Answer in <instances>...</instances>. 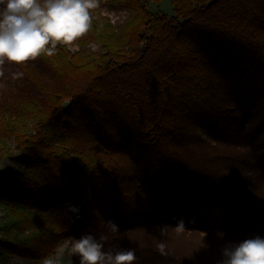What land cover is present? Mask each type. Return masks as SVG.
Masks as SVG:
<instances>
[{"label":"trees","instance_id":"obj_1","mask_svg":"<svg viewBox=\"0 0 264 264\" xmlns=\"http://www.w3.org/2000/svg\"><path fill=\"white\" fill-rule=\"evenodd\" d=\"M147 1L100 0L77 51L57 44L5 63L0 264H41L84 234L134 249L136 264H184L147 241L181 220L184 233L211 235L214 221L234 224L233 203L242 212L232 191L243 165L232 169L216 143L249 151L264 183V0H171L173 15ZM112 8L128 13L119 27L101 14ZM225 228L213 236L236 240ZM246 228L238 241L264 238L262 223Z\"/></svg>","mask_w":264,"mask_h":264},{"label":"clouds","instance_id":"obj_2","mask_svg":"<svg viewBox=\"0 0 264 264\" xmlns=\"http://www.w3.org/2000/svg\"><path fill=\"white\" fill-rule=\"evenodd\" d=\"M100 0H0V78L4 77L5 63L23 66L42 53L53 55L57 44L69 45L88 32L91 27V10ZM51 45V47H49ZM23 71L11 74V79L23 77ZM67 211L78 213L79 208L68 205ZM79 216L77 215V219ZM110 233H118L113 220L106 222ZM184 230L183 221L175 228ZM202 236L206 233H201ZM107 235L97 239L84 234L71 238L55 255L46 256L41 264H61L65 252L79 257L80 264H136L134 249L105 250ZM166 242L160 241L157 249L166 255ZM220 264H264V238L255 236L222 249Z\"/></svg>","mask_w":264,"mask_h":264},{"label":"rangeland","instance_id":"obj_3","mask_svg":"<svg viewBox=\"0 0 264 264\" xmlns=\"http://www.w3.org/2000/svg\"><path fill=\"white\" fill-rule=\"evenodd\" d=\"M146 7L150 11L164 12L167 15H173L171 0H148L146 2ZM101 14L107 17L110 22L116 27L122 25L128 17V13L126 11L118 8H112L108 11H102ZM58 45L65 46L66 49L71 52H75L78 50L76 40L69 45ZM88 45L92 51L98 49V46L94 43H89ZM9 144L13 150L14 144L11 140L9 141ZM216 147H218V150L222 152L223 157L230 158L231 161L227 163L229 166H231L232 169L233 167L237 166L236 164L238 162L242 163L241 165H243L241 168L243 171L241 172V174H237V176L239 177L237 179L239 180L237 190H231L233 193V197L235 198L234 200H236L235 203L240 207L242 212H239V210L236 209L235 204L233 203V206L228 210V214H233V217H236V220L233 222L234 224L225 228V223L223 225H220L221 223L217 224V222L214 221L213 224L215 226H211V235H208V233L204 232L205 230H203L202 228H198L199 232L197 233H177L176 231L172 230L169 231V233L165 236H161L160 234L158 236H155L156 234L154 233L150 240L147 241L148 243L154 241L155 244H158L160 241L166 242L167 248H174V253L178 258H181V261H183L184 264H220L221 260L224 258L222 255V249L225 246L235 245L240 242L238 241V239H240L239 231L247 229L246 227H248L249 224L254 225L255 223H262L264 225V207H262L261 209L259 208L260 201L264 202V200L258 199L257 203L250 201V195L256 198L259 191L261 193L260 197L264 199V183L263 180L260 181L261 174L258 171V167L262 166L259 165V162H256V164L252 168H249V165H246L250 164L253 158H251L252 156L250 152L245 148L242 149L240 147L232 145L225 146L219 143H216ZM240 159L243 160L240 161ZM3 165L4 164L0 159V169L3 168ZM254 207L256 208V214L253 212ZM248 211L251 213H249ZM243 212L246 213V217H244ZM217 227L222 230L223 228H225L224 231L226 230V236L234 237L237 241L231 240L229 238L223 239L217 237ZM213 232H217L216 236H213ZM201 233H206V235L202 236ZM67 241L69 240L64 241L61 246L64 245ZM60 247L56 250V252L60 249ZM56 252L53 255H55ZM75 257L76 255L65 252L61 264H73V260L75 259ZM13 264L33 263L20 259H14ZM151 264H156V262L152 260Z\"/></svg>","mask_w":264,"mask_h":264}]
</instances>
